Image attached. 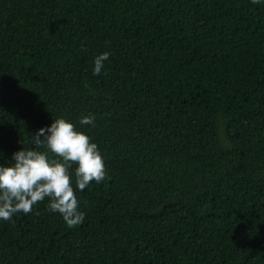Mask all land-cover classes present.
<instances>
[{"label":"trees","instance_id":"1","mask_svg":"<svg viewBox=\"0 0 264 264\" xmlns=\"http://www.w3.org/2000/svg\"><path fill=\"white\" fill-rule=\"evenodd\" d=\"M58 115L106 178L80 225L0 221V264H264V0H0V163Z\"/></svg>","mask_w":264,"mask_h":264},{"label":"clouds","instance_id":"2","mask_svg":"<svg viewBox=\"0 0 264 264\" xmlns=\"http://www.w3.org/2000/svg\"><path fill=\"white\" fill-rule=\"evenodd\" d=\"M110 55L105 50L93 56L94 75L106 71ZM79 123L94 127V114L81 115ZM106 175L104 157L92 136L58 115L31 132L28 146L13 151L10 162L0 163V221L32 212L47 198L48 209L59 213L67 227L80 225L86 213L75 190H83L91 181L102 182Z\"/></svg>","mask_w":264,"mask_h":264},{"label":"bare ground","instance_id":"3","mask_svg":"<svg viewBox=\"0 0 264 264\" xmlns=\"http://www.w3.org/2000/svg\"><path fill=\"white\" fill-rule=\"evenodd\" d=\"M31 126V125H30Z\"/></svg>","mask_w":264,"mask_h":264}]
</instances>
